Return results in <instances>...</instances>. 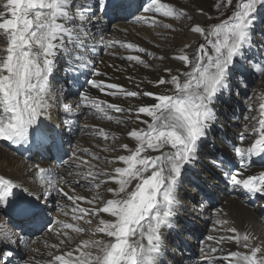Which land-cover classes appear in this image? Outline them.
<instances>
[{
    "label": "snow or ice",
    "instance_id": "6c2138e0",
    "mask_svg": "<svg viewBox=\"0 0 264 264\" xmlns=\"http://www.w3.org/2000/svg\"><path fill=\"white\" fill-rule=\"evenodd\" d=\"M226 4L231 6L232 0H226ZM258 5H264V0H237L235 10L226 20L207 27L194 24L191 31L204 37L205 43L199 45L191 59L183 49L174 57L190 66V71L172 75V70L165 68L170 79L161 77L155 82L157 87L171 85V90H129L117 83L98 79L88 81L91 87L109 96H143L154 102L135 109L136 120L146 126L128 132L135 148L123 144L121 147L128 152L127 155L113 157L110 161L105 158L108 163L123 166L115 167L109 173L107 170H93L86 160L76 165L77 168L88 165L75 183L83 182L96 189L93 198L69 195L61 187V183L68 181L52 176L50 169L35 166L36 176L44 184L45 195L56 191L74 204L75 222L58 221L59 227L65 230L58 231V234L67 240L72 239L68 230L77 234L91 232L94 237L102 234L100 238L83 239L75 248L54 255L48 264H159L164 243L161 229L170 227L176 215L180 178L185 174L186 166H194L197 160L199 143L215 119L212 104L227 86L236 58H242L245 50L251 47ZM123 7L118 0H0V36L4 38V46L0 47V139L13 144L29 143L30 140L40 145L54 142L55 133L41 118L50 107L51 78L58 63L67 64L65 71L68 72L91 69L94 76H99L101 73L93 67L90 56L97 51L96 43L146 52L131 42L105 40L102 34L96 41L91 30L95 28L98 33L102 32L101 25L105 23L102 17ZM140 10L144 15L136 17L137 21L153 26L163 23L158 16L180 18L186 15L182 8L161 0H143ZM98 12L101 15H97ZM165 27L171 28L172 25ZM188 47L191 46L185 45ZM126 59L148 66L139 55H129ZM257 71L264 74V65H258ZM181 75L185 78L183 81ZM80 101L85 107L94 109L101 119L118 123V118L110 115V111H132L86 93L80 95ZM141 114L146 118L141 119ZM251 119L255 122L251 125V143L233 145V152L242 162L253 156L264 157V94L259 97L257 115ZM96 131L108 139L106 130L97 128ZM239 139L243 142L246 137L241 134ZM149 152L158 155H149ZM95 158L99 159L98 156ZM248 167L242 163L230 175L232 186L250 196H264V171L245 176L243 170ZM102 176L107 179H101ZM109 182H114L117 187L107 188L112 198L105 200L99 189ZM40 199L28 188L0 176V205L15 203L16 214L22 221L36 222L42 218L46 206L39 203ZM80 201L89 205L103 201V205L85 208L80 206ZM102 214H108L110 218L104 219ZM94 218L97 221L94 227L81 226V221L91 226ZM227 231L234 235L221 237V242L229 239L239 245L243 241V247L250 249V253L231 251L222 257L210 254L205 257V264L216 261L220 264H264V255H258L262 248L251 246L253 238L249 234H240L235 228ZM214 239L208 237V240ZM0 242H15L13 233L0 227ZM64 243L61 240L53 247L59 248ZM217 251L216 247L210 248L212 254Z\"/></svg>",
    "mask_w": 264,
    "mask_h": 264
},
{
    "label": "rangeland",
    "instance_id": "374dc122",
    "mask_svg": "<svg viewBox=\"0 0 264 264\" xmlns=\"http://www.w3.org/2000/svg\"><path fill=\"white\" fill-rule=\"evenodd\" d=\"M175 1L177 2L172 4L175 5L178 9L182 8L185 11L186 15L180 18L158 16L157 19L163 21V23L156 24L155 26L151 24L149 26L142 25V27H137V25L129 23L127 19H125V17H122V19L125 20H122L120 18L119 23L121 25H118V27H121V29H112L109 32H111V34H114L115 31L119 30L131 34L134 39L141 38V40L150 47L151 51L155 53L154 57L157 56L155 58H151L150 60L157 61V58L160 55V51H163L166 47H168L167 45H164L165 42L169 40L173 41L175 39L176 41L184 42V40L188 36V29L191 28L192 24H194L196 21L195 18H198L201 24L207 22V25L205 27L213 24H218L222 20H226L230 15H232L237 4V0H232L231 6H228L226 4V0ZM142 2V0L139 3L137 0H133L130 7H128V0H126V2L123 4L124 7L122 8L124 10V16H128L129 19L132 16L128 14V12L132 11L133 9V7L131 6H139V4H142ZM200 8H203L204 15L202 17L195 16L194 18L193 16L195 12H193V10ZM140 14L144 15L141 10ZM103 21L105 22L104 19ZM257 22H263V24L259 23L260 25H258ZM183 23H185L186 26H183ZM167 24H171L172 27H165V25ZM102 26V34L104 35V38H109L107 29L110 24L108 22H105ZM254 26H257V28L254 27L255 29H252L251 47L245 50L244 56L242 58H236V61L232 69L230 70L227 86L225 87V90L228 91L229 89L228 98L230 105L226 106L222 104L223 111H221L217 107L213 109V112H215L216 110L215 115L218 123L221 124V127L223 129L229 132L230 138L235 139L236 133L242 130L240 125H247L248 121H245L244 115L248 116L252 114V111H250L248 108L243 111L242 106H246L247 103L250 104L255 102V100H257V97L261 96L264 89V74L257 71L258 65H264V5H258V9L255 13L254 18ZM93 30H95V28H93L91 31ZM93 35L96 36L97 33H94ZM98 40L99 37H96V41ZM203 43H205L204 37L200 35L198 40L194 42V44L190 45V59L193 57V54L195 53L199 45ZM101 45L103 44L100 43V46ZM3 46L4 38L0 36V47ZM209 51L211 52V48H209ZM100 55L103 54L99 50H97L95 54H92L94 68L99 63ZM123 57L126 58V56ZM67 67L68 65L65 63H58L57 69L53 73V76L51 78V90L59 94V98H57L56 101V114L54 117L47 118L43 116L41 119L44 124H46L50 129L53 130V132L55 133V138L58 142H60V140L65 141V145L70 147V145H72L74 141H77L79 142V144H81V146H84L82 155L80 154L79 160H83L82 156H89V153H91L90 161L91 163H93V166L96 169L112 170L113 168L118 166V163L112 164L108 163L107 161L112 160L113 157L128 154V152L124 150L121 145L128 144L129 148H135L134 140L128 141L125 137H123L121 133L116 131L117 127H120L124 132L128 131L130 128H132L131 122L129 121V118L124 116L126 112L115 113L114 117L118 118L119 123L116 120H108L104 122L105 119H102L100 122L94 120L92 121V119H90L91 121L88 124L91 126V128L94 127L104 129L109 133V136L108 139H104L99 134L94 133L95 135L93 134V136L89 134L88 132L91 128L85 129L83 124H80L81 119H79V117L85 116V112L78 103V98L76 97L78 92L77 88L85 83V80L89 75V69H86V75H84L78 72L73 73L65 71ZM147 67L153 68L149 65ZM177 69H179V74H182L186 71H190V66L185 65L184 69ZM256 71L257 73L255 76L253 72ZM81 76L86 77L85 79H82ZM184 79L185 78L181 75V81H183ZM232 104H234V106H232ZM218 105L221 106V101H219ZM235 106L237 108L236 112L235 110H233L235 109ZM110 112H112L113 116L114 111ZM69 116L72 119H69ZM96 116L99 117V114L97 112ZM95 123H98L100 127H95ZM83 130V134L85 136L78 138L77 132H82ZM214 136L216 137V139L212 144H209L208 146H205V144H203L199 147L198 151L201 155L198 153L200 157L197 161H195L194 170V173L199 180H188V176L184 174L182 176V181H184L183 183L188 184H183V186L179 184L180 186L177 187V204L175 207L176 215L171 221V224H173V222L178 224L176 226L177 232H173V230H171L169 226L165 227V232L163 235V240L165 241V243L162 247L163 257H161L160 259V264H194V259L197 257V255L199 256V242H197V239H200L204 231L207 229V222L212 219L216 220L218 230L213 232L214 234H216V236L218 235V233H222L223 231L231 228V216L225 214L224 210L228 206L231 197H237L243 200L240 195H233L231 187L226 185L225 176L229 174V167L218 154V147L223 145V139L217 138L218 136H216V133L213 132L211 137ZM206 138L207 136L205 135V137L202 138L201 142L205 141ZM25 144L26 146H24ZM53 145L54 144L52 143L40 145L37 144L34 140H30L29 143L13 144L10 141L8 142L7 140L0 139L1 147L10 146L9 148L15 150L16 153L19 154V156L29 162L37 161L40 158L43 160L48 159V161L54 163V161L50 157L54 151ZM58 145L62 146L61 143H59ZM78 148L79 147H77V149ZM85 149H87V151H85ZM98 149H100V151L96 152V150ZM19 150H22V152H19ZM102 151L105 152L104 156L100 154L102 153ZM26 152H28L29 154ZM21 153H25L27 155H22ZM148 154L155 155V153L153 152H149ZM96 156H98L99 159H96ZM105 158H107V161ZM64 180L68 182L73 181L72 179ZM75 181L76 180H74L72 184L76 186V188L78 187L87 191H94V189L90 188V186H85V184L82 185L81 183L77 184L75 183ZM105 186L106 184H102L100 188H104ZM30 191L34 192L36 196L41 197L39 203L46 206L42 214V218L46 216L48 217V220L51 219L53 214H48V211L51 206L53 209L56 203L55 199L53 200L52 198L53 191L51 192V197L50 195H47V198H44V194H42V192L39 193L33 190ZM65 191H68L71 195L75 192L72 188H67L65 189ZM60 198L65 201H69L64 196H61ZM78 203L81 207L83 206L81 202ZM10 205L12 209H15V203H7V206L10 207ZM247 207H249V209L253 213L258 215V217H260V214L256 208H252L249 205ZM72 208L73 207L70 204L61 206L59 213L60 220L72 218L73 221V215H71L70 213L72 212ZM5 212L4 210H0V225L3 224L4 226L7 224V226H9V228L6 226L4 227L9 229L13 233V240L16 239V244L14 242L8 244L0 242V264H16V260L20 258L18 257V255H30L29 253L34 252V248H37V245L41 246L39 242V244L35 242L32 245V243L28 241V233H22L20 231L23 229L24 223L28 224V228L32 230V224H35L37 221H16L11 217L10 212ZM179 213L182 214L183 219L178 217ZM203 215H205V217H203ZM242 216L243 214L240 213L239 219H241ZM42 218L40 219L41 221ZM185 221L191 222L192 224ZM74 222L75 221H73V223ZM96 222L97 221L94 218L93 224H95ZM14 223H20L21 227L19 229H15ZM46 224L47 223H45L44 225ZM80 224L83 227H89L83 221H81ZM213 224L214 223L210 221V225ZM63 231L65 230L63 229L62 232ZM38 233L45 236V233L43 232H37V234ZM86 233L87 232L80 234L84 235ZM22 236H25L26 239H22ZM18 240H21L23 243L27 242V246H20L18 244ZM9 246L11 247L9 248ZM43 249L44 251L46 250L45 248ZM243 250L246 251L245 253H248L247 248H244ZM11 251L15 252L11 256H9L10 258H8V255H6V253Z\"/></svg>",
    "mask_w": 264,
    "mask_h": 264
},
{
    "label": "bare ground",
    "instance_id": "6f19581e",
    "mask_svg": "<svg viewBox=\"0 0 264 264\" xmlns=\"http://www.w3.org/2000/svg\"><path fill=\"white\" fill-rule=\"evenodd\" d=\"M161 2L172 4V3H175L177 1H175V0H162ZM193 12H195V14L193 16L194 18H195V16L202 17L204 15L203 14L204 13L203 8L195 9V10H193ZM147 15H151V14H147ZM195 20L196 21L194 24H196V23L201 24L199 22L198 18H195ZM194 24H192V26ZM206 25H207V22L201 24V26H204V27ZM183 26H186V24L183 23ZM188 30H189L188 36L184 40V42L176 41V39L173 41L169 40V41L165 42L164 45H167L168 47H166L163 51H160V55L157 58V61H154V60L151 61L150 60L151 58H155L157 56L154 57V55H152L155 53H153L151 51L150 47L147 46L146 43H144L141 40V38H138V39L135 38L134 39L131 36V34H129V33L122 32L119 30L115 31V33L112 35H116L122 41H128V42L134 43L140 47H143L144 49H146V52L140 53L138 51L127 49L124 52L113 51V53H115L113 56H110L109 54L100 55L99 63L95 66V69H98L99 72L101 73V75L96 76V79L103 80L107 83H117V84L119 83L120 85H124L125 88H127L129 90L154 91V92H164L165 89L171 90V88H172L171 85H163V86L157 87L155 82L161 77H163L165 79H170V74L164 71L165 68H170L172 70V72H171L172 75L179 73L178 72L179 69H177V68H183V69L185 68V65L182 64L179 60L174 59V57L178 56L180 54L181 49H183L185 52H187V54L190 57L191 50L189 49V47L185 48V45L194 44V42H196L200 36V34L192 32L191 28H189ZM92 33L93 34L97 33V35L95 37H99L102 34V32L98 33L96 29L93 30ZM96 47L98 50V47H99L98 43H96ZM129 55L141 56L145 60L147 65L152 66L153 68H148L144 64H140V63L135 62V61H129L123 57V56L127 57ZM90 56L92 58V54H90ZM160 57H163V59H160ZM175 67H177V68H175ZM85 72H86V69L78 71V73L86 75ZM81 77H82V79H85L86 76H81ZM263 92H264V89H263ZM50 96L52 97L49 101L50 107L47 111V114L45 115V117H47V118L55 116L56 108H57L56 107V101H57V98H59V94L56 93L55 91L51 90V85H50ZM91 97H94V98L102 100V101H106L108 103L118 104L124 108H131L132 109L131 112H126V113L124 112L125 113L124 116L129 118V121L131 122L132 128H130L126 132L122 131V129L120 127H117V130H116L117 132L121 133L123 135V137H125L126 140H128V141L132 140L127 135L129 131H131L133 128H145L146 127L143 123H140L136 120L135 109L142 104H150V103L154 102L152 100V98L143 97V96L137 97V98H124L121 96H115L112 99H110V98H108L109 95H107L105 92H100L97 89L95 92H93L91 94ZM115 113H117V112H115ZM145 118L146 117H144L141 114V119H145ZM69 119H72V118L69 116ZM247 125L251 126V125H253V122L248 121ZM94 126L100 127L98 123H95ZM96 129L97 128L93 127L90 129V131L93 134L94 133L99 134L96 131ZM24 146H26V144ZM9 147L10 146H8V147L7 146H5V147L0 146V176L10 178L14 182L20 184L22 187L28 188L29 190L37 191L39 193L42 192V194H44L45 193V187H44L43 182L39 179V177L36 176L35 166L37 163H38L37 165H39L41 167L47 166L50 168L51 174H56V172H57V177L59 176L58 166H56L55 163L48 161V159L43 160V159L39 158L37 161H30L29 162V161L23 159L21 156H19V154L16 153L15 150H13ZM98 151H100V149L96 150V152H98ZM100 154H102L104 156L105 152L102 151V153H100ZM90 156H91V153H89V156H82V157H83V160H86L89 162V165H91L93 167V170L101 171L99 169H96L93 166V163H91V161H90V159H91ZM81 161H82V159L79 160V163H78V160H77L76 164L73 165V168L71 170L63 173L62 174L63 178L64 179L79 180L80 179L79 174L85 172L87 167H88V165H83L80 168H77L76 165L80 164ZM119 166H123V165L121 163H118L117 167H119ZM112 170L107 169V171L109 173H111ZM101 179H107V177L102 176ZM81 184L84 185L83 182H81ZM108 187L114 188V187H117V185L114 182H109L106 184V186L104 188L99 189L100 192H103L105 194V200L112 198V194L107 192ZM71 188L74 189V191H75L74 194H72V195L84 196V197H87L89 199L93 198L96 195V191H97L96 189H94L92 187H90V188L94 189V191L91 190L92 192L87 191L85 189L78 188V187L76 188V186H74L73 184H72ZM64 189H67V188H64ZM69 195H71V194H69ZM44 198H47V195L44 194ZM80 202L83 205L82 207H85V208H90L93 206L101 207L103 205V201H100L96 205H89L84 201H80ZM67 204H70L72 207H74V204L72 201H67ZM5 205H7V204H5ZM70 213H71V215H73V212H70ZM224 213L231 216V218H230L231 228L237 229V231L240 234H244V233L249 234L250 237L253 238L251 240V246L252 247L260 246L262 248V252L259 255H264V220L261 219L260 217H258V215H256L255 213H253L249 209V207H247L244 204L243 200H241L237 197H231L230 202L228 203V206L224 210ZM240 213L243 214L241 219H239ZM201 215H202V213H201ZM102 217L104 219L110 218L108 216V214H102ZM203 217H205V215H203ZM221 218H222V216H221ZM60 221L73 223L72 218L71 219H64V220H60ZM93 222H94V219H93ZM95 224H92L91 226L88 225V226L94 227ZM4 226L9 228V226H7V224ZM4 226H3V224L0 225V227H4ZM258 226H261V227H258ZM23 229H26V231L24 233H28L29 232L28 230H30L28 228V224H26V223H24ZM164 229H165V227H163L161 229L162 235H164V232H165ZM68 231L71 232L70 233V236L72 237L71 240H67L63 235H59V237L56 238L57 242H55L56 243L55 245L60 244L61 240L65 241V243L63 245H61L59 248H55V247H53L54 244H52L49 241L47 242L48 245L45 248L47 251L45 250L44 253L46 252V255L48 256L49 259H46L43 261L39 260L41 262L39 264H47L49 261L52 260L54 255L61 254L62 252L68 251L70 248H75L76 245L83 239L100 238V236H102V234H100V236L94 237L91 232H87L86 234L81 235L82 233L77 234L75 232H72L71 230H68ZM37 235L40 236V233H38ZM232 235H234V234L227 231V230L223 231L222 233H218V235H217V240H218L219 244L225 249L226 252L232 251V249H235V247H238L240 245H241L240 247L243 248V241H241V243L239 245L236 243V241L229 240V239H225L221 243V241H220L221 237L227 238V237H230ZM51 238H52V235L49 234V240H52ZM164 243H165V241H164ZM43 244H45V240H43ZM36 247L41 248V246H39V245H37ZM162 250H163V248H162ZM50 253L52 255H49ZM248 253H250V249H248ZM219 254L222 256L226 255L225 253H219ZM161 257H163L162 251H161V254L158 258L159 264H160Z\"/></svg>",
    "mask_w": 264,
    "mask_h": 264
},
{
    "label": "water",
    "instance_id": "95a60500",
    "mask_svg": "<svg viewBox=\"0 0 264 264\" xmlns=\"http://www.w3.org/2000/svg\"><path fill=\"white\" fill-rule=\"evenodd\" d=\"M156 155H158V153Z\"/></svg>",
    "mask_w": 264,
    "mask_h": 264
}]
</instances>
